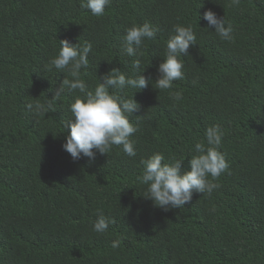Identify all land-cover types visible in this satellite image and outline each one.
Masks as SVG:
<instances>
[{"label":"trees","instance_id":"1","mask_svg":"<svg viewBox=\"0 0 264 264\" xmlns=\"http://www.w3.org/2000/svg\"><path fill=\"white\" fill-rule=\"evenodd\" d=\"M209 9L232 24V40L208 27ZM144 23L156 38L129 57L126 29ZM177 24L196 43L180 57L184 78L158 90ZM65 39L93 45L80 76L89 90L113 68L134 75L135 59L146 67L153 84L122 94L140 105L129 116L135 157L113 146L73 160L63 149L78 90L65 88L45 115L27 109L72 79L49 67ZM213 125L228 163L218 187L179 209L154 206L141 161L162 152L187 170ZM100 214L114 221L103 234L92 228ZM0 264H264V0H111L100 17L81 0H0Z\"/></svg>","mask_w":264,"mask_h":264},{"label":"clouds","instance_id":"2","mask_svg":"<svg viewBox=\"0 0 264 264\" xmlns=\"http://www.w3.org/2000/svg\"><path fill=\"white\" fill-rule=\"evenodd\" d=\"M110 3L111 0H81V7L89 10L93 16L100 17ZM232 3L239 4V0H232ZM203 19L221 39H233V26L224 17H218L209 9L203 13ZM158 31L150 23L126 29L123 52L129 57L139 56L138 50L144 41L155 39ZM173 31L175 34L167 40L166 55L157 69L159 77L154 83L158 90L170 89L174 81L184 78V64L180 57L187 56L189 47L196 43V33L191 25L185 27L177 24ZM60 45L58 54L49 61V67H54L58 72H66L72 79L64 78L52 99L43 103L29 102L27 109L34 115H45L55 110L53 100L65 88L70 92L78 90L82 95L75 96L69 106L72 116L66 121L65 127L70 131L65 137L63 149L73 160L79 159L81 155L94 160L97 152L108 154L113 146H121L124 154L135 157L137 153L130 137L138 131V127L130 122L129 116L139 111L140 105L134 99L135 92L131 98L122 94L126 89L142 90L153 82L151 76L146 78L143 75L146 67L142 66L140 59H135L131 64L134 75L126 76L120 69L113 68L99 79L94 90H89L80 76L81 69L89 66L92 43L72 44L65 39L60 40ZM173 95L176 100L182 98L180 92ZM205 138L207 146L204 142L195 144L196 154L187 161V170L182 167V158L173 157L166 161L162 152L154 153L141 161L143 174L138 179L147 185L143 196L151 200L154 206L165 211L179 209L192 201L194 193L210 194L218 187L213 181L228 169L226 158L219 151L223 138L219 125L208 127ZM111 223H114L112 219L100 214L92 224L93 231L103 234ZM118 246L119 241H113L112 247Z\"/></svg>","mask_w":264,"mask_h":264}]
</instances>
